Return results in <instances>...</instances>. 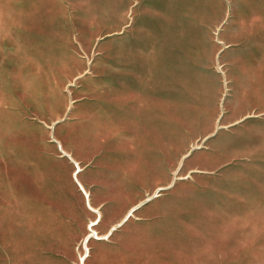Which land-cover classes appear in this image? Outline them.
Listing matches in <instances>:
<instances>
[{
    "label": "rangeland",
    "instance_id": "rangeland-1",
    "mask_svg": "<svg viewBox=\"0 0 264 264\" xmlns=\"http://www.w3.org/2000/svg\"><path fill=\"white\" fill-rule=\"evenodd\" d=\"M142 1L0 0V264H88L91 244L109 242L111 232L134 217V211L126 210L112 229L103 232L99 228L100 222L116 219L128 206L129 201L121 194L131 189L122 187L123 183H155L140 189L144 195L139 204H146L163 195L171 182L218 173L185 172L184 166L209 156L197 153L207 144V139H201L203 134L214 136L225 128L219 126V113L229 89L223 53L228 48L239 50L243 39L222 42L220 57L213 63L219 70L221 86L212 127L207 129L209 132L196 133L205 119L190 122L187 140L175 153L180 143L176 136L184 124L159 123L164 113L158 106L154 110L162 113L155 117L157 120L145 125L134 120L139 116L137 100L145 98L140 92L144 82L134 74L135 61L119 47ZM150 2L160 4L159 0ZM219 2L224 12L218 34L236 15V36H251L240 29L250 31L252 26L254 36L259 37L243 43V50L263 58L264 0ZM234 7L237 12L232 11ZM154 62L156 70H162L163 61ZM207 94L201 102L203 115L213 104ZM175 97L193 100L194 94L181 88ZM117 99L121 102L118 109ZM149 110L151 107L146 106L141 112L148 114ZM195 113V107H187L189 118ZM173 114L179 115L174 110ZM168 126L173 137L171 150L167 147ZM256 177L261 183L264 180L260 175ZM71 185H80L88 205H94L97 193L112 203L103 208V218L101 207L94 205L81 235L75 237L62 229L58 240L57 234L50 236L51 226L44 224L52 211L46 203H35V199L57 194L64 197L69 195ZM55 186L58 191L53 190ZM38 215L43 218L37 221ZM250 215L249 220L232 221L234 226L229 221L235 237L227 247L233 250L227 251L220 237V251L205 252L204 264H264V205H251ZM22 218L26 220L25 228L20 226ZM154 219L146 218L140 226L154 228ZM187 219L204 233L216 228L215 223H225L193 219L190 214ZM152 237L155 247L167 244L164 234ZM202 240L209 239L204 235Z\"/></svg>",
    "mask_w": 264,
    "mask_h": 264
},
{
    "label": "crops",
    "instance_id": "crops-1",
    "mask_svg": "<svg viewBox=\"0 0 264 264\" xmlns=\"http://www.w3.org/2000/svg\"><path fill=\"white\" fill-rule=\"evenodd\" d=\"M162 1L159 0L160 4H157L143 0L137 6L135 22L119 49L125 50L128 57L135 61L137 66L134 74L143 78L144 82L140 92L145 98L137 100L140 106L139 116L134 117L136 123L145 125L157 120L155 117L160 115L161 110H154V107L158 106L164 113V119H160L159 123L170 126L175 121L184 124L176 136L180 143L175 153L187 140V125L190 122H202L205 119L204 125L195 130L196 133L209 132L207 129L212 127V120L217 113L215 101L221 86L219 70L213 67V63L220 57L222 42L229 44L231 40L243 39L239 50L228 48L223 53V58L227 59L224 74L229 89L223 102V111L219 113V126L225 128L214 136L203 134L201 139H207V144L197 153L209 156L184 166L185 172L197 170L218 173L171 182L165 187L167 191L163 195L146 204H139L144 195L140 189L152 187L155 183H123L122 187L131 189L121 194L122 198L129 201L128 206L119 212L116 219H109L103 224L100 222L99 228L103 232L109 227L112 229L124 218L126 210L134 211V217L112 231L109 242L94 241L91 244L88 264H204L205 252L220 251V237L225 240L226 247L234 241L232 238L235 233L230 231L229 221L234 226L232 221L237 218L249 220L252 218L251 205H264V180L261 183L256 177L260 175L264 179V57L257 58L242 48L243 43H250L259 37L254 36L252 26H249L250 31L246 27L240 29L251 36H236V15L229 18L227 29L224 27L218 34L221 12H224V5L219 0ZM232 11H235V7ZM155 60L163 61L162 70H156ZM181 88L190 90L194 99L176 98L175 94ZM205 92L211 96L213 104L203 115L201 102ZM119 100H116L117 109L121 108ZM125 106L123 101L122 107ZM146 106L152 109L148 114L141 112ZM189 106L196 108L195 116L191 118L187 115ZM199 109L202 116L198 113ZM173 110L179 115L173 114ZM237 123L240 124L230 127ZM168 133L167 147L171 150L173 137L170 128ZM79 186L71 185L69 195L63 194L64 197L57 194L35 199V203H46L47 209L52 211L44 224L51 226L50 236L57 234L58 240L62 229L70 231L75 237L81 235L92 208L100 206L103 218V208L112 203L109 198L97 193L93 200L95 206L88 205ZM54 189L58 191L56 186ZM237 210L239 214L236 215ZM189 214L193 219L224 220L225 223L222 226L215 223L216 228L213 226L211 231L204 233L194 228L190 219H187ZM149 217L155 218V227L142 228L140 222ZM40 218L43 217L38 215L37 221ZM22 220L20 226L25 228L26 220ZM163 234L168 237L167 244L153 246L152 236ZM204 235L209 239L207 242L202 240ZM229 248L226 250H233Z\"/></svg>",
    "mask_w": 264,
    "mask_h": 264
},
{
    "label": "built area",
    "instance_id": "built-area-1",
    "mask_svg": "<svg viewBox=\"0 0 264 264\" xmlns=\"http://www.w3.org/2000/svg\"><path fill=\"white\" fill-rule=\"evenodd\" d=\"M97 221V220H96ZM91 224V223H90ZM91 235V234H90Z\"/></svg>",
    "mask_w": 264,
    "mask_h": 264
}]
</instances>
